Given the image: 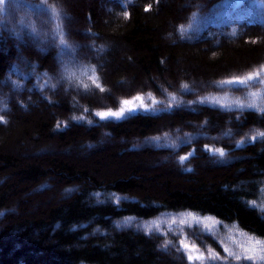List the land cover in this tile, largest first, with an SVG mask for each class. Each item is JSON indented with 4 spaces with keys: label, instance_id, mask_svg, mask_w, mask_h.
<instances>
[{
    "label": "trees",
    "instance_id": "16d2710c",
    "mask_svg": "<svg viewBox=\"0 0 264 264\" xmlns=\"http://www.w3.org/2000/svg\"><path fill=\"white\" fill-rule=\"evenodd\" d=\"M261 65L264 0H0V264H264V112L200 103Z\"/></svg>",
    "mask_w": 264,
    "mask_h": 264
},
{
    "label": "snow or ice",
    "instance_id": "6c2138e0",
    "mask_svg": "<svg viewBox=\"0 0 264 264\" xmlns=\"http://www.w3.org/2000/svg\"><path fill=\"white\" fill-rule=\"evenodd\" d=\"M151 4L147 5L145 7V11L151 10ZM128 13L124 12V17L125 19L128 18ZM181 31H184V26L181 25L180 27ZM235 35V33H233ZM264 65H261L258 69H253L252 71L248 72L244 76H234L230 79L226 80H221L218 82V86H223V85H230L233 88H239L240 86H248L250 82L253 81H258L260 84L264 85ZM44 85H42L43 87ZM95 86L100 89V91H104L103 87L99 83H96ZM185 89L188 88V85H183ZM249 97H251L250 102H245L240 99H236L231 101L230 103L228 102V97H205L202 98L200 103H207L211 101L214 105H218L221 108H225L228 110H231L233 106L237 108L238 110H243L245 108H255L259 111L264 112V106H258L256 103V97H258V93L253 91L250 92ZM149 98H151V94H149ZM176 97L173 96L172 100H175ZM139 101L140 106L144 107L143 104V97L140 95L135 96L132 100H123L122 101V106L119 108V110L113 111L111 109L105 110V111H98L95 113L96 116H98L100 119H106V118H116L120 119L125 116V113L131 114L135 112L137 109L133 107L134 103ZM153 104L156 103V101L153 99L152 100ZM74 119H82V117H74ZM0 122H4V116L0 115ZM91 122V121H89ZM59 127V124H58ZM225 135H231V131L226 132ZM258 137L264 138V131L256 130L254 131L251 136L249 137L251 140H256ZM244 139L242 138L240 141L237 142V147H240L244 143ZM208 148V146H205ZM209 151L213 152V154L219 155L220 157H224L226 155L225 151L223 148H208ZM188 159V156H181L180 161L183 163L185 160ZM253 204L255 203L254 201L252 202ZM261 209L264 210V203L261 204ZM188 217H190L192 220L196 221L197 223H204L205 227L208 228V224L206 223L207 221H211L212 225L214 226L218 221L214 220L211 217H204V218H199L194 216L192 213L187 214ZM132 218H129L131 220ZM181 224L185 223V220L180 221ZM158 228V226H156ZM149 231H151V228H148ZM209 231H211V228H209ZM170 243H172L170 240L165 241V247H167ZM180 249H183L184 252L187 254V260L189 264H192L193 261H199L200 264H205V254L204 252L200 251V249L197 247L195 243L189 244L185 242L184 239H181L179 241ZM178 249V251L180 250ZM239 251H233L229 248H225L224 251L228 254L229 257H232L236 261H239L241 259L244 260H250V261H256V260H261L264 261V240L261 239H256L255 237H248V244L247 246L245 245H239ZM224 259L223 257L220 256L219 253L215 252L211 247L207 248V260H220Z\"/></svg>",
    "mask_w": 264,
    "mask_h": 264
},
{
    "label": "rangeland",
    "instance_id": "374dc122",
    "mask_svg": "<svg viewBox=\"0 0 264 264\" xmlns=\"http://www.w3.org/2000/svg\"><path fill=\"white\" fill-rule=\"evenodd\" d=\"M148 107H149V106H146V108H144L143 110H144V111H145V110H148ZM161 164H163V165H167L168 163H162V162H161Z\"/></svg>",
    "mask_w": 264,
    "mask_h": 264
}]
</instances>
